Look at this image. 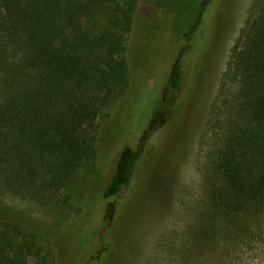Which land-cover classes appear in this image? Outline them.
I'll return each instance as SVG.
<instances>
[{"label": "rangeland", "instance_id": "1", "mask_svg": "<svg viewBox=\"0 0 264 264\" xmlns=\"http://www.w3.org/2000/svg\"><path fill=\"white\" fill-rule=\"evenodd\" d=\"M263 5L264 0H142L127 40L130 88L97 119V156L84 161L73 183L57 194L8 185L0 177V221L38 233L54 264H77L91 249L79 245L77 224L55 232L78 215L95 226L103 216L116 217L104 264H264V212L229 217L212 194L217 158L239 120L233 49L243 44ZM6 27L0 0V107L33 80H12L24 48ZM188 39L175 90L169 76ZM126 146L143 148L134 180L119 197L106 199Z\"/></svg>", "mask_w": 264, "mask_h": 264}, {"label": "trees", "instance_id": "2", "mask_svg": "<svg viewBox=\"0 0 264 264\" xmlns=\"http://www.w3.org/2000/svg\"><path fill=\"white\" fill-rule=\"evenodd\" d=\"M150 1L166 4L170 0ZM141 2L3 0L7 32L24 48L11 78L33 77L0 107V177L4 183L43 195L57 194L73 183L84 161L97 156V119L130 88L127 40ZM198 23L188 32L189 38ZM188 48L189 39L171 69L169 83L175 90L183 79ZM232 63L240 77L239 120L217 158L219 180L212 194L224 214L239 217L264 212V5L243 44L233 49ZM142 156V146L124 147L104 191L106 199H116L132 184ZM77 217L55 232L77 224L79 245L91 247L77 264H104L116 217L94 221L99 226ZM48 246L38 233L0 221V264H48L50 258L54 264Z\"/></svg>", "mask_w": 264, "mask_h": 264}]
</instances>
